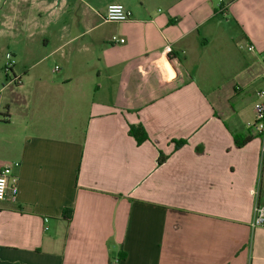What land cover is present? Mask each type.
<instances>
[{
  "label": "crops",
  "instance_id": "crops-1",
  "mask_svg": "<svg viewBox=\"0 0 264 264\" xmlns=\"http://www.w3.org/2000/svg\"><path fill=\"white\" fill-rule=\"evenodd\" d=\"M253 84L264 0H0V264H264Z\"/></svg>",
  "mask_w": 264,
  "mask_h": 264
},
{
  "label": "built area",
  "instance_id": "built-area-1",
  "mask_svg": "<svg viewBox=\"0 0 264 264\" xmlns=\"http://www.w3.org/2000/svg\"><path fill=\"white\" fill-rule=\"evenodd\" d=\"M221 12H224V8L220 10ZM131 19V13L126 9V7L123 4H111L108 6L105 20L107 22H115V23H123L127 22ZM112 44L119 45L124 44L125 39L119 38L118 36H113L111 39ZM249 51H254V46L250 45L247 48ZM167 52H170L171 49L168 46L166 48ZM7 65H6V71L12 72V67L14 64L13 56L11 53L7 54ZM59 67H56V70H58ZM19 79H13L11 80V83L18 82ZM257 97L262 99L263 101L256 104V122L253 124V127L261 134V136L264 139V91H258ZM8 193L11 194V197L15 199L17 195V188L15 185L9 184V178L7 177V171L0 173V201H3L7 198ZM264 225V206L257 204L255 208V218L252 223L253 228L263 226Z\"/></svg>",
  "mask_w": 264,
  "mask_h": 264
},
{
  "label": "rangeland",
  "instance_id": "rangeland-1",
  "mask_svg": "<svg viewBox=\"0 0 264 264\" xmlns=\"http://www.w3.org/2000/svg\"><path fill=\"white\" fill-rule=\"evenodd\" d=\"M100 31V30H99ZM99 31L98 30H96L95 32H92L89 36H87V38H86V41L87 42H89V40H91L92 38H93V36H97V34H99ZM237 46H240V49H247V45L246 44H238ZM8 54V53H7ZM95 54V52H90V53H87L86 55H85V57L87 58V59H91L92 58V56ZM222 61H224V60H222ZM8 62V61H7ZM54 65V63H52V60H48V61H45L43 64H42V66H48V67H51V66H53ZM225 65H227V63L225 64ZM5 67H6V65L4 66V67H2V69H1V71H3V72H5V74L4 75H2V79H1V81H2V83H9L11 80H13L14 79V75L11 73V72H8V71H6V69H5ZM2 73V72H1ZM260 89L259 91H264V85L262 86V85H260V84H253L252 85V87L251 88H249L248 89V91L246 90L245 92L247 93V92H251L252 90H254V89ZM245 93V94H246ZM261 101H263L262 99H260V98H258L257 97V101H256V103H255V107H256V104L257 103H259V102H261ZM231 103H234V101H231ZM249 106V105H248ZM255 107H254V110H252V108H251V106H250V108H248L249 110H248V116L250 117V118H253L254 119V122H253V124L256 122V109H255Z\"/></svg>",
  "mask_w": 264,
  "mask_h": 264
},
{
  "label": "trees",
  "instance_id": "trees-1",
  "mask_svg": "<svg viewBox=\"0 0 264 264\" xmlns=\"http://www.w3.org/2000/svg\"><path fill=\"white\" fill-rule=\"evenodd\" d=\"M6 68V67H5ZM9 107L7 106L6 109H8ZM4 117H8V115H3ZM130 135L133 136L137 142L139 144L143 143L144 141H146L148 139V135L146 134V132L144 131L143 127L138 125V126H131L130 127V131H129ZM261 135V134H260ZM252 139V137H247L244 139H240L237 136H235V140L236 143L239 147H243L245 146L248 142H250V140ZM178 145H180V143H178ZM166 161L164 156H160V158L158 159V164L161 165ZM70 213L67 215V219L71 220L72 219V210L69 211Z\"/></svg>",
  "mask_w": 264,
  "mask_h": 264
}]
</instances>
